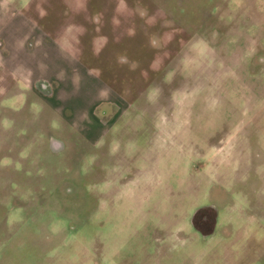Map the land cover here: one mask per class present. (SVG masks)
I'll return each mask as SVG.
<instances>
[{
    "label": "rangeland",
    "instance_id": "1",
    "mask_svg": "<svg viewBox=\"0 0 264 264\" xmlns=\"http://www.w3.org/2000/svg\"><path fill=\"white\" fill-rule=\"evenodd\" d=\"M0 60V264H264V0H0Z\"/></svg>",
    "mask_w": 264,
    "mask_h": 264
},
{
    "label": "crops",
    "instance_id": "2",
    "mask_svg": "<svg viewBox=\"0 0 264 264\" xmlns=\"http://www.w3.org/2000/svg\"><path fill=\"white\" fill-rule=\"evenodd\" d=\"M16 17L17 15L13 17L16 22L9 28L11 38L13 39V41L11 39V49H13L14 55L16 56L14 57L15 63L13 70L16 67L18 71H20V67H23V69L21 70V73L23 74L22 76H25V78L28 77V87H30V90L34 95H37L41 99H44L47 104L58 107L56 101L58 99L56 95L59 87L61 85L70 86L72 84L70 80L75 76L74 74L79 68L83 71L82 73L87 76V79L89 81L93 83L97 82V76L93 75L91 72L86 73L87 69H84L80 65V63L77 62L76 57H73L72 54L67 53L69 47L67 46V44H65V42L62 43L58 41V38H56V40L48 39V37H46V33L41 31L40 33H38L39 36L35 37L36 41L32 43L28 48L27 24L23 23L19 18ZM33 55L36 56L34 58L35 60L33 59L36 62V64L34 65V73H36L37 70L38 72H40V74L36 77L31 76V67H27V56ZM69 59L72 61H70ZM68 63H71L72 65L68 66ZM15 73L18 72L15 71ZM95 103L92 105L89 111L90 115L94 117V120L92 119L94 121V125L89 128V130L91 131L92 129L95 130L94 128H96L99 124V119L95 116V109H97ZM60 106L61 108L63 107L62 104H60Z\"/></svg>",
    "mask_w": 264,
    "mask_h": 264
}]
</instances>
